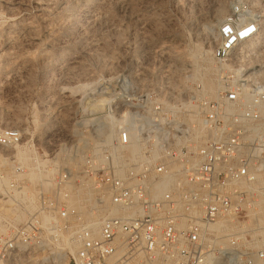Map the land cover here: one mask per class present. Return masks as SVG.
Masks as SVG:
<instances>
[{
	"label": "built area",
	"instance_id": "obj_1",
	"mask_svg": "<svg viewBox=\"0 0 264 264\" xmlns=\"http://www.w3.org/2000/svg\"><path fill=\"white\" fill-rule=\"evenodd\" d=\"M259 26L241 5L219 24L214 93L119 99L80 172L59 166L31 193L30 172L46 177L32 150L29 172L18 158L0 170L15 211L0 219V264H264V70L241 52ZM22 141L0 131V148Z\"/></svg>",
	"mask_w": 264,
	"mask_h": 264
},
{
	"label": "rangeland",
	"instance_id": "obj_2",
	"mask_svg": "<svg viewBox=\"0 0 264 264\" xmlns=\"http://www.w3.org/2000/svg\"><path fill=\"white\" fill-rule=\"evenodd\" d=\"M236 5L259 22L241 52L264 70V0H0V131L20 130L40 171L80 172L100 133L109 143L119 99L177 103L215 86V33ZM14 158L0 148L7 177ZM32 158L21 156L27 172ZM40 175L31 193L54 177ZM14 215L0 198V219Z\"/></svg>",
	"mask_w": 264,
	"mask_h": 264
},
{
	"label": "bare ground",
	"instance_id": "obj_3",
	"mask_svg": "<svg viewBox=\"0 0 264 264\" xmlns=\"http://www.w3.org/2000/svg\"><path fill=\"white\" fill-rule=\"evenodd\" d=\"M217 27V26H216ZM210 28V27H209ZM212 29H213V27H212ZM261 30V27L259 26V34H258V36L252 41V42H250L248 45L249 46H254L255 45V43L257 42V40H258V38H259V35H260V31ZM210 33L212 34V35H214V31H210ZM216 34V33H215ZM214 37V36H213ZM203 89H204V91L205 92H207V93H214L215 92V89H216V86H213V85H204L203 86ZM27 153V155H28V159H29V153L30 152H28V151H25L24 150V148L22 147H18V149H17V157H18V161H20L21 162V164L22 165H24V163L21 161V156L22 155H25ZM4 162L6 161L5 159L3 160ZM28 161V160H27ZM10 166H11V164H10ZM46 174H45V176L47 177V176H49V175H51L52 173H53V171L52 170H48L47 172H45ZM32 176V178H33V180L32 179H30V177ZM35 178H37V174L36 173H34V172H30V174L28 175V180H29V182H31L32 183V181H34V179ZM259 213H261L262 215H263V220H262V222L264 223V205L262 206V208H261V210H260V212ZM17 218H21L20 216L19 217H17ZM64 257L62 256V259H63ZM62 259H60L61 261H62ZM65 259V258H64ZM60 261V262H61ZM57 262H58V260H56L55 261V263L57 264ZM63 262V261H62ZM61 262V263H62Z\"/></svg>",
	"mask_w": 264,
	"mask_h": 264
}]
</instances>
